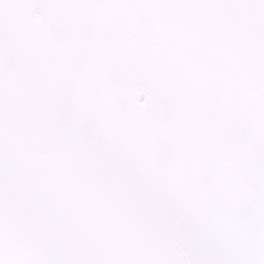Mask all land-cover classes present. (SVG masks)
I'll use <instances>...</instances> for the list:
<instances>
[{
	"label": "snow or ice",
	"instance_id": "obj_1",
	"mask_svg": "<svg viewBox=\"0 0 264 264\" xmlns=\"http://www.w3.org/2000/svg\"><path fill=\"white\" fill-rule=\"evenodd\" d=\"M0 264H264V0H0Z\"/></svg>",
	"mask_w": 264,
	"mask_h": 264
}]
</instances>
